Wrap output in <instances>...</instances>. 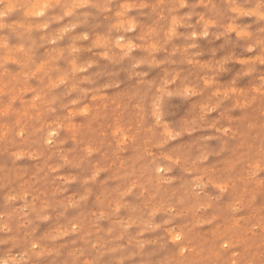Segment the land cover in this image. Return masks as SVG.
I'll use <instances>...</instances> for the list:
<instances>
[{"label":"rangeland","instance_id":"rangeland-1","mask_svg":"<svg viewBox=\"0 0 264 264\" xmlns=\"http://www.w3.org/2000/svg\"><path fill=\"white\" fill-rule=\"evenodd\" d=\"M0 11V264H264V0Z\"/></svg>","mask_w":264,"mask_h":264},{"label":"bare ground","instance_id":"bare-ground-1","mask_svg":"<svg viewBox=\"0 0 264 264\" xmlns=\"http://www.w3.org/2000/svg\"><path fill=\"white\" fill-rule=\"evenodd\" d=\"M48 1V0H47ZM236 5V4H235ZM257 5V4H256ZM39 6V5H38ZM40 7V6H39ZM235 7V6H234ZM257 8V7H256ZM8 9V8H7ZM246 10V9H245ZM3 11V10H2ZM38 11V10H37ZM36 11V13H38ZM1 12V11H0ZM13 23H15V22H13ZM23 24V23H22ZM167 25V24H166ZM44 31V30H43ZM85 35V34H84ZM107 36V35H106ZM99 42V41H98ZM127 42V41H126ZM6 44H7V42H6ZM125 45V44H124ZM180 45V44H179ZM118 46H120V45H118ZM117 46V47H118ZM121 46H122V44H121ZM233 52V51H232ZM242 58V57H241ZM109 62H110V60H108ZM127 62V61H126ZM112 65V64H111ZM263 71V70H262ZM4 72V71H3ZM113 72H116V71H113ZM120 74H122V73H120ZM242 74V73H241ZM14 78V77H13ZM53 78V77H52ZM123 79V78H122ZM229 89V88H228ZM95 95V94H94ZM99 96V95H98ZM34 97V96H33ZM36 97H37V95H36ZM22 101V100H21ZM176 105V104H175ZM175 105L173 106V107H175ZM85 109V108H84ZM83 110V109H82ZM170 110V109H169ZM168 110V111H169ZM168 119V118H167ZM9 121V120H8ZM50 130V129H49ZM17 134V133H16ZM21 134V133H20ZM48 134V133H47ZM20 136V135H19ZM2 137V136H1ZM122 137V136H121ZM220 137V136H219ZM115 139V138H114ZM121 140V139H120ZM120 143V142H119ZM222 143V142H221ZM17 148V147H16ZM148 153V152H147ZM178 158V157H177ZM38 159V158H37ZM202 168V167H201ZM153 169V168H152ZM101 171V170H100ZM199 175V174H198ZM197 175V176H198ZM200 176V175H199ZM55 177V176H54ZM188 177V176H187ZM147 178V177H146ZM246 178V177H245ZM110 179V178H109ZM226 182V181H225ZM34 184V183H33ZM242 184V183H241ZM204 185V184H203ZM226 185V184H225ZM41 186V185H40ZM135 186V185H134ZM27 188V187H26ZM31 189H33V188H31ZM154 190V189H153ZM106 191V190H105ZM222 193H224V192H222ZM26 194V193H25ZM24 194V195H25ZM122 195V194H121ZM124 195V194H123ZM68 197V196H67ZM155 198V197H154ZM84 199V198H83ZM86 199V198H85ZM159 200V199H158ZM221 200V199H220ZM256 201V200H255ZM72 203V202H71ZM164 203V202H163ZM64 204H66V203H64ZM76 205V204H75ZM136 205H137V202H136ZM163 205V204H162ZM182 205V204H181ZM122 206V205H121ZM191 206V205H190ZM199 206V205H198ZM27 207V206H26ZM207 207V206H206ZM64 208H65V206H64ZM141 209V208H140ZM35 210V209H34ZM134 210V209H133ZM132 210V211H133ZM171 210V209H170ZM173 210V209H172ZM96 211V210H95ZM99 211V210H98ZM144 211V210H143ZM148 211V210H147ZM34 212V211H33ZM48 213V212H47ZM93 213V212H92ZM106 214H107V212H106ZM130 214V213H129ZM170 214V213H169ZM88 215V214H87ZM86 215V216H87ZM103 215V214H102ZM49 216V215H48ZM166 217V216H165ZM146 218V217H145ZM62 220V219H61ZM167 221V220H166ZM183 221H186V220H183ZM55 223V222H54ZM58 223V222H57ZM126 223V222H125ZM128 225V224H127ZM194 225V224H193ZM197 225H200V224H197ZM71 226V225H70ZM62 227V226H61ZM183 227V226H182ZM107 228V227H106ZM86 230V229H85ZM171 230V229H170ZM190 230V229H189ZM169 231V230H168ZM188 231V230H187ZM219 231V230H218ZM52 232V231H51ZM191 232V231H190ZM175 234L176 233H178V232H174ZM179 236H180V234H178ZM136 236V235H135ZM171 236L173 237V236H175L174 234H172L171 233ZM171 236H170V239H171ZM63 237V236H62ZM178 238V237H177ZM6 239V238H5ZM32 239V238H31ZM53 239V238H52ZM2 240V239H1ZM172 240V239H171ZM39 242V241H38ZM14 243H16V242H14ZM34 244V243H33ZM11 245V244H10ZM35 248V247H34ZM184 248V247H183ZM38 249V248H37ZM183 252V251H182ZM173 257V256H172ZM86 261H87V259H86ZM234 262V261H233ZM54 263V262H53ZM138 264V263H137Z\"/></svg>","mask_w":264,"mask_h":264},{"label":"clouds","instance_id":"clouds-1","mask_svg":"<svg viewBox=\"0 0 264 264\" xmlns=\"http://www.w3.org/2000/svg\"><path fill=\"white\" fill-rule=\"evenodd\" d=\"M5 13H0V16H3ZM0 26H2V25H0Z\"/></svg>","mask_w":264,"mask_h":264},{"label":"snow or ice","instance_id":"snow-or-ice-1","mask_svg":"<svg viewBox=\"0 0 264 264\" xmlns=\"http://www.w3.org/2000/svg\"><path fill=\"white\" fill-rule=\"evenodd\" d=\"M0 13H4V12H0ZM40 15H42L43 13H39Z\"/></svg>","mask_w":264,"mask_h":264}]
</instances>
